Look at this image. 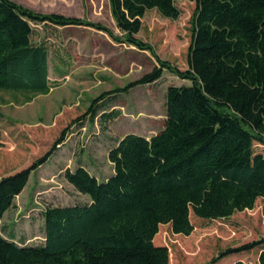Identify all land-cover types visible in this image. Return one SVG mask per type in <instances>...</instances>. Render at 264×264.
I'll return each mask as SVG.
<instances>
[{"label":"trees","instance_id":"trees-1","mask_svg":"<svg viewBox=\"0 0 264 264\" xmlns=\"http://www.w3.org/2000/svg\"><path fill=\"white\" fill-rule=\"evenodd\" d=\"M177 1L108 0L121 33L114 36L97 23L0 0V89L47 93L52 87L48 47L32 39L40 24L93 26L156 58L149 73L94 98L83 116L90 121L105 99L154 83L164 71L190 83L167 87L158 132L149 137L127 133L109 149V177L99 180L84 166L65 171L66 180L89 202L44 209L42 244L19 245L0 227V264H169L168 248L153 241L160 225L187 236L193 230L191 215L225 220L264 198V153L254 150L255 144L264 145V0H190L195 9L185 70L158 58L136 36L148 10L177 19ZM120 113H104L101 119ZM83 117L73 119L27 168L0 177V220L31 172L48 161ZM262 246L264 237L228 247L212 262L260 247L255 263L231 264H264Z\"/></svg>","mask_w":264,"mask_h":264},{"label":"rangeland","instance_id":"rangeland-1","mask_svg":"<svg viewBox=\"0 0 264 264\" xmlns=\"http://www.w3.org/2000/svg\"><path fill=\"white\" fill-rule=\"evenodd\" d=\"M41 13H57L100 24L120 36L111 16L108 0H14ZM177 19L148 10L141 19L137 37L150 44L161 60L180 70L187 68L190 18L195 4L176 2ZM33 41H43L49 51L47 93L0 89V177L27 168L44 155L61 131L83 117L90 102L104 91L123 87L149 73L156 58L117 42L93 26L55 27L36 25ZM190 84L164 71L154 83L138 85L127 93L105 99L93 121L83 117L68 130L62 144L48 161L32 171L26 186L0 220L2 235L19 245L44 242L43 211L49 206L86 204L88 196L77 191L65 178V171L84 166L99 180L113 173L108 151L127 133L149 137L158 132L165 119V92L170 85ZM120 111L113 120L104 113ZM254 150L264 153V145ZM192 232L174 234L170 225H160L154 244L168 248L169 264H231L257 261L260 247L221 258L220 251L264 237V198L252 209L237 211L225 220H201L193 215ZM261 248L264 249V246Z\"/></svg>","mask_w":264,"mask_h":264}]
</instances>
